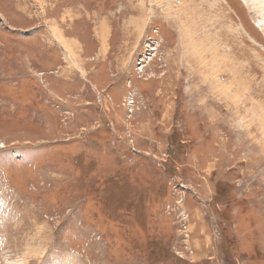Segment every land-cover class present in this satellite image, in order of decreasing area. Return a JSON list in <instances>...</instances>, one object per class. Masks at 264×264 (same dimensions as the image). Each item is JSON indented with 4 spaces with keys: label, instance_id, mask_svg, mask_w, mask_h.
<instances>
[{
    "label": "rangeland",
    "instance_id": "rangeland-1",
    "mask_svg": "<svg viewBox=\"0 0 264 264\" xmlns=\"http://www.w3.org/2000/svg\"><path fill=\"white\" fill-rule=\"evenodd\" d=\"M0 264H264V0H0Z\"/></svg>",
    "mask_w": 264,
    "mask_h": 264
},
{
    "label": "bare ground",
    "instance_id": "bare-ground-1",
    "mask_svg": "<svg viewBox=\"0 0 264 264\" xmlns=\"http://www.w3.org/2000/svg\"><path fill=\"white\" fill-rule=\"evenodd\" d=\"M129 27L126 29V31H129L130 32V34H131V28L134 30V29H136L137 28V26H138V20H136V19H134V18H132L131 20H130V23L129 24H127ZM103 27H104V24H103ZM54 33L58 36V38L61 40V37H60V35H61V33H62V31L61 30H56V29H54ZM105 33H108V31H105ZM134 34H136V33H133L132 35H134ZM98 36H99V39H100V43L102 44V46H103V43L106 41V39H104L103 40V36H102V34H99V31H98ZM124 41V40H123ZM63 44H64V46L66 47V49L68 50V52L71 54V56H73V57H77V56H74L73 55V53H72V50H71V48L69 47V42L68 41H61ZM101 46V47H102ZM39 251V250H38Z\"/></svg>",
    "mask_w": 264,
    "mask_h": 264
},
{
    "label": "crops",
    "instance_id": "crops-1",
    "mask_svg": "<svg viewBox=\"0 0 264 264\" xmlns=\"http://www.w3.org/2000/svg\"><path fill=\"white\" fill-rule=\"evenodd\" d=\"M101 44V43H100ZM101 46H102V44H101Z\"/></svg>",
    "mask_w": 264,
    "mask_h": 264
}]
</instances>
